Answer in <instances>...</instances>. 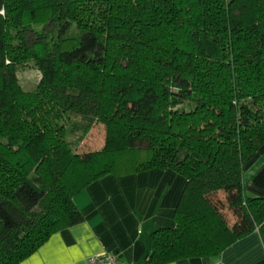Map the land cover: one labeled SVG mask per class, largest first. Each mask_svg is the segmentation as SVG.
Instances as JSON below:
<instances>
[{"label":"trees","instance_id":"obj_1","mask_svg":"<svg viewBox=\"0 0 264 264\" xmlns=\"http://www.w3.org/2000/svg\"><path fill=\"white\" fill-rule=\"evenodd\" d=\"M97 122L104 147L76 153ZM263 144L264 0H0V264L81 223L73 196L91 182L152 168L185 185L141 264L215 256L255 229L264 243V198L242 178Z\"/></svg>","mask_w":264,"mask_h":264},{"label":"crops","instance_id":"obj_2","mask_svg":"<svg viewBox=\"0 0 264 264\" xmlns=\"http://www.w3.org/2000/svg\"><path fill=\"white\" fill-rule=\"evenodd\" d=\"M242 178L245 195L264 198V144L244 165ZM184 185L171 169L102 176L73 196L83 221L51 234L19 264H89V257L104 253L124 264H141L152 231L174 226ZM165 264H264V243L255 229L215 256Z\"/></svg>","mask_w":264,"mask_h":264},{"label":"rangeland","instance_id":"obj_3","mask_svg":"<svg viewBox=\"0 0 264 264\" xmlns=\"http://www.w3.org/2000/svg\"><path fill=\"white\" fill-rule=\"evenodd\" d=\"M38 31L41 30L40 24L34 26ZM42 31V30H41ZM12 42H15V37L12 36ZM16 74L18 81L23 89L29 91L36 88L38 85L41 73L37 69L34 61L32 59H28L17 66ZM68 115H70L68 117ZM73 114H64L60 121H64L67 125L69 124ZM107 135L106 125L103 122H97L94 124L88 133L84 136V138L77 144H73V150L76 153H89L94 151H99L104 147L105 139ZM77 139V135H72L69 137V141L74 142ZM219 196L223 199L221 193H218ZM224 218L231 223L232 215L231 212L225 208L221 210Z\"/></svg>","mask_w":264,"mask_h":264},{"label":"built area","instance_id":"obj_4","mask_svg":"<svg viewBox=\"0 0 264 264\" xmlns=\"http://www.w3.org/2000/svg\"><path fill=\"white\" fill-rule=\"evenodd\" d=\"M89 264H124L116 256L108 253L93 255L88 258Z\"/></svg>","mask_w":264,"mask_h":264}]
</instances>
